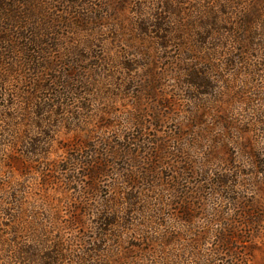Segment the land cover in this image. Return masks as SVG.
<instances>
[{
    "label": "trees",
    "instance_id": "1",
    "mask_svg": "<svg viewBox=\"0 0 264 264\" xmlns=\"http://www.w3.org/2000/svg\"><path fill=\"white\" fill-rule=\"evenodd\" d=\"M152 1L157 4L153 13L147 11L145 5L137 8L143 17L138 24L140 35L147 39L153 36V44L161 55L176 41H185L179 50L185 51L186 56L180 53L181 56L176 57L174 67L179 70L174 73L187 89L197 94V111L221 101L218 98L204 102L200 97L216 92L215 83H233L226 75L251 76L254 92L249 96V120L264 131V0ZM47 6L42 0H0V264H126V260L127 264H237V251L232 252L233 240L239 239L240 233L244 234L249 226L254 232L258 229L254 225L264 219L262 207L254 202L248 204L246 198L240 200V194L228 200L237 206L235 213L246 224L215 227L226 216L220 207H214L211 217L218 223L199 229L194 238L196 233L190 226H193L195 206L183 197L181 209L187 215L183 220L189 222L188 240L185 241L176 226L169 225V231L161 234L158 240L147 234L143 236L144 241L153 243L154 251L140 246L138 250L143 253L128 259L130 249L124 247L122 239L124 229L128 228L122 223L128 209L132 212L141 210L140 207L149 209L153 200L151 193L156 194L154 199L160 207L173 202L164 188L158 190L153 159L148 161L151 169L146 170L144 177L143 172L140 174L134 169L126 172L124 183L128 192L120 193L115 188L116 195L124 202L120 204L119 198L111 200L112 206L106 205L98 214L97 224L101 228L96 232L100 236L90 242V248L82 240V248L77 249L66 233L68 229L85 226V215H75V212L64 215L63 208L44 206L38 200V195L53 189H61L63 195L73 197L68 193L83 188L79 195L82 203L87 201L85 195L89 190L99 193L108 176L107 157L115 153L110 151L115 148L107 140L95 143V133L88 128L92 116L81 111L76 113L74 105L79 99L84 101L81 103L83 109L91 103L87 99L90 90L84 82L86 77L101 75L125 81L126 75L137 66L136 60L126 62L123 56L116 63L117 59L110 56L95 53L83 58L76 54L80 49L91 54L96 44L88 39L84 40L86 45L75 47L73 36H63L58 31L62 20L70 23L71 18L43 13ZM83 20L79 15L78 26L84 24ZM64 43L66 46L62 45ZM144 49L147 45L136 48V54L143 60L148 59ZM60 50L67 52L56 56L55 52ZM83 63L89 64L82 67ZM154 65L146 66L149 76H159ZM177 76L173 77L177 79ZM231 89L233 91L232 86ZM127 122L131 130L128 128V133L124 130L127 133L122 144L124 151L134 147V152L139 149L145 153L150 142L144 138L143 121L130 115ZM75 128L85 132V139L78 145L63 146L62 132L69 134ZM200 139L197 138L196 146ZM57 146L64 149L63 158L57 155ZM91 147L93 151L89 152ZM210 149L208 157L215 153L214 148ZM183 162L194 163L193 160ZM191 168L185 166L183 175ZM235 173L237 180L234 181L230 176L209 177L214 195L222 197L220 189L228 188L235 193L236 188L247 187L239 176L240 171ZM167 190L171 194L181 193L179 187ZM114 205L122 208H114ZM71 207L76 210L73 204ZM124 213L125 217L121 216ZM213 238L217 245L209 246Z\"/></svg>",
    "mask_w": 264,
    "mask_h": 264
},
{
    "label": "rangeland",
    "instance_id": "2",
    "mask_svg": "<svg viewBox=\"0 0 264 264\" xmlns=\"http://www.w3.org/2000/svg\"><path fill=\"white\" fill-rule=\"evenodd\" d=\"M42 2L43 5L45 2L49 6L43 9V13L54 14L63 19L71 18L73 22L70 21V23L62 20L63 24L58 31L63 36H73L76 39L75 47L80 48L83 44L86 45L84 40L88 39H92L96 44L91 54L81 49L77 50L76 54L83 58L96 54L110 56L117 59L116 63L123 56L126 62H131L130 60L133 59L137 63L134 71L126 75L125 81L116 78L109 79L101 75L95 76L96 79L86 77L84 82L90 90L87 99L91 103L87 105L88 108L83 109L81 103L84 101L79 99L80 101H76L74 105L76 113L81 111L90 113L92 116L89 120L90 130H88L95 133V143L107 140L115 148L110 149L112 153L113 150L115 153L107 157L108 176L103 181L99 193L96 194L89 190L88 195H85L87 201L83 203L79 198L83 188H76L68 193L73 197L63 195L65 193H62L61 189H53L38 195L40 198L38 200L44 206L63 208L64 215L69 212H75V215L80 213L85 215V226L66 230L77 249L82 248L80 244L82 240L86 241L85 245L90 248V242L94 238H99L100 235L96 231H100L101 227L97 224V217L106 205L110 206V201H116L117 198L120 204L124 202L119 195H116L115 188H118L120 193L125 190L128 192L124 183L125 179L127 180L126 172L134 169L138 173L143 172L144 177L147 175L146 170L151 167L148 164L151 159L154 160L153 166L156 168H154V180L158 182V190L164 188L168 198L173 199V202L160 207L154 199L156 194L151 193L150 199L153 200L149 209L140 207L141 210L135 209L134 212L128 209L126 219L122 221L124 226H128L122 234V239L125 241L123 242L124 247L130 249L128 259L143 253L138 250L140 246L145 250L154 251L156 248L153 247V243L144 241L143 236L147 234L158 240L161 234L169 231L167 227L169 225L176 226L185 241L188 240L187 223L189 222L184 221L187 215L181 209L180 199L183 197L191 206H195L193 226H190L194 234L196 233L194 238H197L199 229L202 230L205 226L207 228L213 223H218L211 217L214 207H220L226 216L215 227L232 223L245 222L246 224V221L235 213L237 206H233L228 200L237 197V194L242 196L240 200L246 198L248 204L254 202L262 207L261 212L264 216V131L249 120L251 118L249 96L254 92L251 85L253 77L223 74L226 75L228 81L233 83L230 85L227 82L226 84L215 83L216 92L208 97H200L204 102L218 98L221 101L211 108L207 107L205 110L197 111L195 103L197 94L187 89L186 84L174 73L178 69L174 67L176 57L181 56L180 53L186 56L185 51L179 50L180 45L185 41H176L168 52L161 55L153 44V36L147 39L140 35L138 24L143 17L139 15L137 8L145 5L147 11L153 13L157 8L154 1L59 0L55 2V0H42ZM79 15L84 18V24L81 26L77 24ZM90 36L95 37L97 41ZM62 45L66 46V43ZM146 45L147 49L144 50L148 59L143 60L136 54V48L141 46L145 48ZM66 52V50H60L55 52V55L61 56ZM151 63L155 64L154 70L159 72V76L148 75L149 69L147 70L146 66ZM88 64L83 63L81 66L87 67ZM121 72L125 71L122 69ZM173 76H177V79ZM231 86L233 91H231ZM78 87L80 88L79 85ZM130 115H135L143 121L146 133L144 138L150 142L148 145L150 148L146 149L145 153L139 149L134 152V147H131V150L125 148L131 155L124 151L122 144L128 131L131 130L129 124L127 125L129 123L127 118ZM124 130L127 133H124ZM84 134L83 130L77 128L69 134L64 131L60 136L62 138L60 141L65 147L78 145L85 139ZM197 138L202 139L198 141V146L195 143ZM210 147L214 148L215 153L208 157ZM88 151H93L92 147ZM57 155L60 158L65 155L64 149L60 146H57ZM189 160H193L194 163L185 164L183 162ZM185 166L192 168L186 171L184 176ZM236 170L240 171L239 176L248 184L247 187L236 188L235 193L228 188L220 189L223 192L222 197L214 195V188L210 185L209 177L230 176V180L233 178L234 181L237 180ZM60 176L64 177V175ZM178 176L183 179L178 180L176 178ZM173 177L176 179H172ZM131 184L140 185L139 183ZM174 187H179L181 193L168 192L167 189L173 191ZM72 204L76 206V210L71 207ZM113 207L122 208L117 205ZM127 213L130 214L127 216ZM121 216L125 217V213ZM254 226L258 229L253 232V228L249 226L244 234L240 233L239 239L233 240L234 250L232 252L237 251V258H235L237 264H264V219ZM208 245L216 246L217 241L213 238ZM226 259L230 260V257ZM127 263L128 260H126Z\"/></svg>",
    "mask_w": 264,
    "mask_h": 264
}]
</instances>
